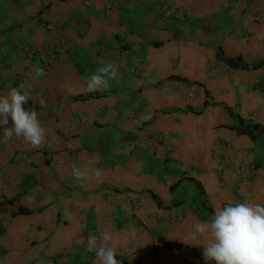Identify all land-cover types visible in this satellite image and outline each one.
<instances>
[{
    "label": "crops",
    "instance_id": "0c3cea01",
    "mask_svg": "<svg viewBox=\"0 0 264 264\" xmlns=\"http://www.w3.org/2000/svg\"><path fill=\"white\" fill-rule=\"evenodd\" d=\"M21 84L46 141L0 128V264H99L90 235L120 264H215L193 225L264 203V138L232 129L264 126V0H0V95Z\"/></svg>",
    "mask_w": 264,
    "mask_h": 264
},
{
    "label": "clouds",
    "instance_id": "9594fccd",
    "mask_svg": "<svg viewBox=\"0 0 264 264\" xmlns=\"http://www.w3.org/2000/svg\"><path fill=\"white\" fill-rule=\"evenodd\" d=\"M119 69L115 64H104L86 77L89 92L107 89L110 81L116 79ZM30 99V90L21 84L6 94L0 95V128L11 138L22 137L32 148H39L46 141L45 128L41 125L37 112L25 109L23 105ZM41 108L45 105L40 103ZM12 121L11 127H4ZM75 179L83 181L86 177L79 168L72 170ZM96 176L101 171H95ZM204 234H209L203 256L215 264H264V203L229 202L213 209L211 220L196 222L185 243H199ZM105 233L102 240H109ZM98 237H88L90 251H95L99 264H120L115 248L103 242L97 244Z\"/></svg>",
    "mask_w": 264,
    "mask_h": 264
},
{
    "label": "trees",
    "instance_id": "16d2710c",
    "mask_svg": "<svg viewBox=\"0 0 264 264\" xmlns=\"http://www.w3.org/2000/svg\"><path fill=\"white\" fill-rule=\"evenodd\" d=\"M217 58L223 61L231 68L242 69V70L256 69L262 65V64L248 65L242 60V58H237V59L225 58V56L222 54L220 50L217 52ZM238 121H239L238 125L232 128L233 130L237 131V133L242 135H247L252 140H258L264 138L263 125L259 123L244 124L243 120L241 119H238Z\"/></svg>",
    "mask_w": 264,
    "mask_h": 264
},
{
    "label": "built area",
    "instance_id": "2783aa9c",
    "mask_svg": "<svg viewBox=\"0 0 264 264\" xmlns=\"http://www.w3.org/2000/svg\"><path fill=\"white\" fill-rule=\"evenodd\" d=\"M166 14L169 17H175L176 19H182L185 16V13L183 10L181 9H177V10H172V9H167ZM51 27V26H49ZM46 73L43 72V74L41 75L42 77H46ZM229 157L230 160L235 161L238 157V152L235 148H227L225 151ZM255 164L252 166L253 168H255ZM246 170L245 166H242L238 169L239 173H243Z\"/></svg>",
    "mask_w": 264,
    "mask_h": 264
}]
</instances>
